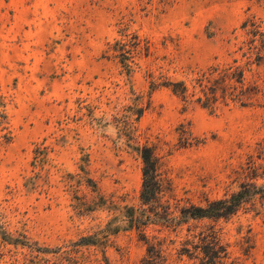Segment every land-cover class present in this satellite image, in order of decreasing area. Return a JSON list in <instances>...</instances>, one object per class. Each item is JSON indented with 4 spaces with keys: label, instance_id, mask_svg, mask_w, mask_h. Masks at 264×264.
<instances>
[{
    "label": "rangeland",
    "instance_id": "374dc122",
    "mask_svg": "<svg viewBox=\"0 0 264 264\" xmlns=\"http://www.w3.org/2000/svg\"><path fill=\"white\" fill-rule=\"evenodd\" d=\"M212 72L237 98L206 102ZM139 146L171 216L254 185L227 218L147 224L170 261L214 228L264 264V0H0V264H138L140 231L106 230L143 208Z\"/></svg>",
    "mask_w": 264,
    "mask_h": 264
},
{
    "label": "trees",
    "instance_id": "16d2710c",
    "mask_svg": "<svg viewBox=\"0 0 264 264\" xmlns=\"http://www.w3.org/2000/svg\"><path fill=\"white\" fill-rule=\"evenodd\" d=\"M257 57L262 56L259 54ZM228 75L226 74L228 79L234 77H228ZM224 81L225 73L223 72H218L216 77H213L212 72L205 79L199 80L200 91L205 96L206 102L210 100L212 102L213 100L216 101L218 99V91L221 93L220 97L223 99L226 97L237 98V93L235 92L236 86L233 83ZM235 81L242 83L241 71L239 78ZM171 85L174 92H184L186 90L184 83L181 81L173 82ZM242 95L248 99L247 92L240 91V96ZM197 99L201 101V97ZM206 102H203L201 105L204 107L208 106L209 104H205ZM140 113L141 110H139L138 115ZM135 150L142 160V182L139 197L143 208L138 211L133 207H127L125 214L122 215L124 218L120 220L121 224L108 226L106 233L112 234L127 228L139 230L142 235L141 239L146 244V250L145 255L140 259L138 264H175L169 260V257L162 248L161 242L150 241L144 232H142L147 224L160 223L166 227H177L187 223L189 220L227 218L234 214L252 195L251 188L254 185L242 184L239 190L232 192L228 197L209 201L206 206L195 204L182 206L179 209V215L171 216L172 212L169 210V205L165 201L163 202V185L158 173V164L153 149L150 146H139ZM195 237L192 234L190 238L184 240L182 247L178 251L179 256L198 259L200 264H227L226 261L229 258L227 245L222 242L214 228L210 232L200 237L198 236L196 241L194 240ZM91 239V236H84L81 238V242L90 244L93 243Z\"/></svg>",
    "mask_w": 264,
    "mask_h": 264
}]
</instances>
